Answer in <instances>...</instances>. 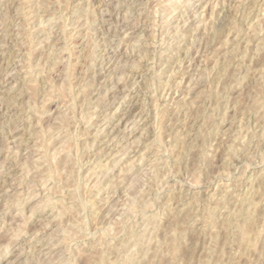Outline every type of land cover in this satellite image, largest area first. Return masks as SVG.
<instances>
[{"label":"rangeland","instance_id":"374dc122","mask_svg":"<svg viewBox=\"0 0 264 264\" xmlns=\"http://www.w3.org/2000/svg\"><path fill=\"white\" fill-rule=\"evenodd\" d=\"M0 264H264V0H0Z\"/></svg>","mask_w":264,"mask_h":264},{"label":"bare ground","instance_id":"6f19581e","mask_svg":"<svg viewBox=\"0 0 264 264\" xmlns=\"http://www.w3.org/2000/svg\"><path fill=\"white\" fill-rule=\"evenodd\" d=\"M106 12V11H105ZM194 37V36H193ZM111 54V53H110ZM146 57V56H145Z\"/></svg>","mask_w":264,"mask_h":264}]
</instances>
